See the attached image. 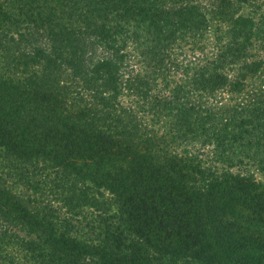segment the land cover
<instances>
[{
  "label": "trees",
  "instance_id": "1",
  "mask_svg": "<svg viewBox=\"0 0 264 264\" xmlns=\"http://www.w3.org/2000/svg\"><path fill=\"white\" fill-rule=\"evenodd\" d=\"M251 76L264 0H0V264H19L18 247L25 264H264V179L247 170L264 174V139L233 172L141 126L147 111L172 138L214 122L216 150L264 138ZM80 207L99 211L97 242L71 232Z\"/></svg>",
  "mask_w": 264,
  "mask_h": 264
},
{
  "label": "rangeland",
  "instance_id": "2",
  "mask_svg": "<svg viewBox=\"0 0 264 264\" xmlns=\"http://www.w3.org/2000/svg\"><path fill=\"white\" fill-rule=\"evenodd\" d=\"M212 41V38L210 37L209 39L207 38L205 40V42H203V46L204 48L207 50L209 49V43ZM225 41V40H224ZM223 41V42H224ZM258 52V49H255ZM236 67H231L230 65L226 67V65L224 66V72H227L228 74L232 75L234 73H237ZM179 71L181 72V68H178ZM233 69V70H232ZM235 69V71H234ZM189 73H191V69L189 70ZM233 75V76H234ZM232 76V77H233ZM176 80V79H175ZM248 82H250V86H252L254 89L260 87L262 84L264 85V77H257V76H251V78H248ZM167 84L165 83L164 80L162 79H158L157 83H154L152 86H150V93H156L160 88H163V86ZM173 84V83H172ZM168 86V84L166 85V87ZM220 92L219 89H217L215 91V95H214V99L218 100V96H219ZM241 96V95H240ZM248 101H253L252 97H246ZM208 99V98H207ZM224 103L230 108V109H234L236 108V105H238L242 99L239 97V95H237L236 93H225L224 94V99H223ZM251 103V102H248ZM131 103L128 102L126 103L127 106H129ZM134 107V104H132ZM136 110V108H134ZM151 111H147V112H143V117H142V121H144V123H142V127H144L146 130V133L148 135H155L156 139H155V144L157 145V147L160 150H176L178 153H182V151L185 150H192L195 147H198L200 149H206L205 153L206 155L209 156H214L217 154H220L221 157H225L226 162L228 160L231 161V165H233V172L234 171H239V163L236 162V158H239V149L240 147H243L245 150L244 151H256V149H259L258 147L260 146L259 144L262 143L263 141V137L259 134L256 133H244L242 135V137H239V134L237 135V140L231 141L230 139H228L225 136H221V141L219 142V144L217 145V147H220L221 149L225 150H216V148H214L213 146L214 144V136L213 134L216 133V129L214 131V128H218V124H214V122H212L210 125L209 124L206 126V128H203L201 130H198L197 132L194 133H185L183 134L181 137H175L172 138L170 136V126L167 124L169 118H164V117H157L156 114L154 115L153 113H150ZM138 116L141 115V113L137 114ZM215 126V127H213ZM213 131V132H212ZM213 137V138H211ZM250 147V148H248ZM216 150L212 151V150ZM212 151V152H211ZM230 153H233L234 156H230ZM238 153V155H237ZM252 153V152H251ZM205 156V157H207ZM227 156V157H226ZM243 157V156H242ZM247 160H245L246 162ZM254 165V164H253ZM248 166V171L253 172L256 177L258 179L263 180L264 179V174L261 173L260 171H258L255 166ZM20 188V187H19ZM104 196L108 195L109 192L105 191L104 192ZM57 202V201H56ZM55 202V204H56ZM79 212L82 211L80 214H78L77 216L73 215L72 213V221H69V225L70 226H74V228L72 229L71 232H74L75 230L79 233V234H83L84 236L88 237V239H95V242L98 241L99 237L98 234L100 231L96 228V227H91V222H90V218H94L95 219V214L99 213V211H97L94 208L91 207H80L78 208ZM117 208L113 205L111 207H109V211L108 213H114L117 212L116 211ZM75 213L77 212L76 210H74ZM78 219H75V218ZM20 232V231H19ZM87 233V234H85ZM21 235H23V233L20 232ZM101 238V237H100ZM94 241V240H93ZM16 259L19 261V264H25L24 262H22L19 258L22 257L23 252L19 249V247L16 249Z\"/></svg>",
  "mask_w": 264,
  "mask_h": 264
}]
</instances>
